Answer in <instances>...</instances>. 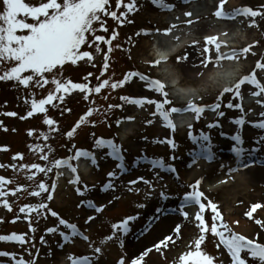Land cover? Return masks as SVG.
Returning <instances> with one entry per match:
<instances>
[{
	"label": "rangeland",
	"instance_id": "374dc122",
	"mask_svg": "<svg viewBox=\"0 0 264 264\" xmlns=\"http://www.w3.org/2000/svg\"><path fill=\"white\" fill-rule=\"evenodd\" d=\"M25 2L39 5L48 0ZM132 3L135 7L128 11L127 5ZM165 4H175V0L157 3L153 0H124V7L120 6L119 0H110L106 6L109 15L101 14V20L93 24V30L87 34L86 43L79 50L80 54L91 53L92 59L85 57L75 63L69 60L62 67L57 66L43 77L33 79L28 86L15 79L0 80V177L4 178L0 191V236L23 234L27 240L24 244L0 241V253L10 254L0 255L1 261L11 264H20L22 260L28 264H73L72 257L87 256L92 258V264H121V261L124 264L133 263L141 259L145 252L135 250L137 247L128 250L124 248V244L132 238L131 235H135L136 243L142 234L149 237V233L146 234L150 230L146 229L147 225L149 222L151 225L156 222L155 216L162 209L166 214L177 215L179 219H185L182 213L187 212L189 221L185 226H180L179 233L175 231L177 225H173L171 230L176 238L167 242V247L162 245L159 251L152 248L150 253L143 256L142 264H182L181 257L195 251V242L202 236L204 240L200 250L213 257L214 264H232L233 260L226 246L222 249L216 242L215 234L211 232L213 225H219L217 212L223 216V222L231 228L232 234H237V231L230 223L229 216L252 222L256 227L250 234V239L264 245V227L256 223L260 220L259 214L256 211L251 218L247 215L255 199H264V181L254 180L246 173L248 166H264V128L257 127L264 123V107L256 106L248 110L243 100L231 94L221 104L220 116L219 112H210L194 128L181 131L176 129L172 136L171 128L166 126L162 116L157 113L156 103L141 107L121 99L125 96L157 99L165 104L164 111H167L169 105L163 100L161 92L143 85L137 77L130 78L122 87H111V84L124 81L132 70H141L150 75L160 72L157 66L149 64L152 59L149 60L148 57L152 55L142 49L135 36L141 32L145 18L153 13L152 6L158 7L156 15L162 17ZM239 4L241 7L238 19L244 22V27L236 25L233 31L241 38L238 44L254 45L249 46L247 54L243 53V62L232 65L231 70L221 77L222 80H227L238 70L245 69L248 75L255 72L257 80L264 83V69L258 67L264 61V15L251 17L242 14L244 9L249 8L264 13V0H240ZM5 7L3 0H0V13ZM113 11L118 18L108 17H111L110 13ZM27 22L35 21L28 19ZM110 31L112 35H109ZM18 34L28 32L21 30ZM113 35H116L115 40L112 39ZM98 36L104 37V41L97 40ZM108 41H111V45ZM210 48L215 55V47ZM205 49L207 48L199 47L198 51L208 54ZM181 58H185L184 52L168 64L172 69L166 64L161 73L172 79L174 75V80L179 77L184 80L180 88L186 93L181 92L180 88L175 89L180 97H176L174 101L168 94L167 99L172 103L188 101L193 98V92L201 90L207 103L218 102L217 96L220 93L217 94L216 87H209L210 84L206 85L201 79L213 65L201 72L203 75H189L183 66L184 59ZM17 63L4 61L0 64V75L9 72ZM32 74L29 70L21 76L26 78ZM98 78L101 80L100 84L97 82ZM53 79H59L68 91H58ZM68 81L85 85L86 90L82 92L73 89ZM104 81H108L109 86L96 93L95 88ZM253 90L259 89L256 84L250 83L242 86L240 92L246 94ZM50 94L54 99L44 105L46 111L40 112L33 107V101L39 103ZM241 103L242 109L228 107L229 104ZM261 103L264 106V102ZM256 108L259 110L253 111V118L249 113ZM90 111L93 114L87 116ZM9 113L15 115H8ZM216 117H219L216 119L218 124L214 123ZM241 119L245 121L243 125L237 123ZM47 120L55 121V124L49 125ZM123 123L126 124L125 132H132V135H125ZM237 136L241 137L242 143L236 139ZM205 137L209 139L206 140ZM109 138L114 139L115 144L123 151L135 153L137 161L130 169L129 176L122 174L123 178L118 177L122 171L111 155L112 149L99 145L101 140ZM158 141H175L176 147L173 148L171 143ZM236 147L244 149L241 155L234 151ZM206 149L215 151L213 163L197 161L202 155L195 152ZM77 150L91 153L95 161L85 156L89 159L88 166L83 165L81 168L88 169L87 175L82 174L79 183H71L59 175L60 168L54 165L65 157H75ZM21 155L23 159L19 158ZM45 156L48 158L45 159ZM144 157L163 160L165 167L174 165L179 173L169 175L164 172L162 177L145 173L134 177L138 168L149 166ZM186 161L189 164L180 170L181 164ZM25 165H39L45 171L40 172L37 168ZM157 170L161 172L162 168ZM113 172L116 173L114 178L110 176ZM184 174H191L193 179L190 185H186ZM139 177H144L151 183H130ZM219 178L231 180V183L212 188L211 183ZM8 180L12 183H7ZM109 181L113 187L105 193L103 188ZM198 182L199 189L204 193L202 203L205 204V209L201 210L199 205L192 208L194 203L188 204L193 210L180 208V201L191 195L193 185ZM39 184H46L49 191H41ZM54 185L57 186L55 191L52 190ZM13 192L16 194L13 195ZM34 192L41 194L33 195ZM109 192L114 193V196L110 201L103 200V213L98 214L89 207V202L102 204L96 200L97 194L106 195ZM7 204L11 205V210ZM41 204H46L47 208H40ZM212 205L216 206V212ZM52 212L57 215L53 216ZM198 214L204 217L209 232L202 231L201 221L196 219ZM131 217L138 219L129 221L131 229L127 233L122 228L117 230L114 227ZM61 220L81 225L89 236V241L74 238L71 243L64 240V235L70 233L71 229L61 223ZM53 228L57 229L55 233L49 231ZM222 231L229 234L223 228ZM58 243L63 244L55 255ZM97 248L101 249L100 253L95 251ZM114 249L120 251V258L109 257V254L115 255ZM241 256L246 264H261L247 250Z\"/></svg>",
	"mask_w": 264,
	"mask_h": 264
},
{
	"label": "snow or ice",
	"instance_id": "6c2138e0",
	"mask_svg": "<svg viewBox=\"0 0 264 264\" xmlns=\"http://www.w3.org/2000/svg\"><path fill=\"white\" fill-rule=\"evenodd\" d=\"M120 6L124 7V0H119ZM154 3L162 2V0H153ZM5 10L0 13V64L4 61H15L18 62L16 67L10 69L9 72L0 75V80L6 79H15L23 83L25 86H28L33 79H38L39 77H43L45 73L52 72L53 69L57 68V66L62 67L67 61L71 60L75 63L78 59H84L85 57L92 59L91 53L84 52L80 54L79 50L83 44L86 43L87 34L93 30V24L95 22H99L101 20V14L109 15L106 11V6L110 3V0H63L61 3L60 0H48V2H41L39 5H30L25 2V0H3ZM226 0H221L219 10L216 12L218 17H228L229 14L223 11L224 4ZM134 3L127 5L128 11H132L134 9ZM172 7V6H167ZM243 15L256 17L262 16L264 13H260L254 11L252 9H244ZM110 15L113 18H118L116 12H111ZM126 15V14H125ZM191 15V14H189ZM23 17V18H21ZM28 19H32L35 22L29 23ZM21 30H27L28 34H18ZM106 30V28H105ZM99 41H104V37L98 36L96 37ZM113 40L116 39V35H113ZM218 38L210 37L208 38V44H215V51L219 55L213 59L212 50L205 49L208 53V56L203 62V67L207 68L209 64L213 66H219L221 62L225 59H237L238 53L235 51L231 54L221 53V44L217 42ZM108 44L111 45V41H108ZM250 51L249 48L243 50L245 54ZM186 59L185 58H181ZM162 62L157 60L155 62L156 66H159ZM259 68L264 69V61H262L259 65ZM31 70L32 75H28L26 78L22 77L21 74ZM107 70V68L105 69ZM203 75V73H201ZM132 77H139L141 80L146 81L152 90L159 91L165 97V102L168 105L172 104L171 100H168V92L165 90L166 85L162 83L160 80H152L148 77L143 76L140 73H129L128 77L119 83L111 84L112 88L122 87L124 84L129 82V79ZM57 85V90L63 89L64 91H68L66 85L62 84L59 79H53L52 81ZM246 83L256 84L259 89L258 92H255L254 95L260 96L264 93V83H260L257 80L256 73L253 72L250 76L244 77L240 80L239 83L235 85V88H226L225 92H232L235 96L240 97L242 101V95L240 89ZM68 84L71 85L73 89H79L80 91H85L86 86L82 84H72L71 81H68ZM109 82L104 81L101 85L95 88L96 93H100L103 87H108ZM90 91V90H89ZM54 96L50 94L47 99L40 101L37 103L33 101V107L40 112L46 111L44 105L49 104L53 101ZM121 99L125 100L128 103L144 106L146 103H156L157 104V113L160 114L163 119L166 121V126L171 128L173 131L176 130V124L172 120V114L174 113H182L184 111H191L198 114L199 118H203L204 114L208 111H217L221 105L217 104L212 108H206L197 106L196 104H191L187 107V109H181L172 107L170 112L164 111L165 104L159 103L156 101L148 100L147 98H134V97H121ZM221 99L223 97L221 96ZM240 107L243 108L242 103L239 105L229 104L228 107ZM93 113L90 111L87 113V116H91ZM8 115H15V113H9ZM32 115V113H29ZM49 125L55 124V121L47 120ZM83 122V121H82ZM237 123L243 125L245 121L241 119ZM79 126V125H78ZM217 125H212V127H216ZM257 127L264 128V123H260ZM72 135L71 133L69 134ZM205 139H209L205 137ZM236 139L242 143L241 137L237 136ZM163 143H171L172 147L175 148V141H158ZM100 146H107L112 149L111 155L117 160H123L122 149L120 146L116 145L113 141L101 140L99 142ZM234 151L237 155H241L244 151L241 147H236ZM80 156H88L93 161H95V157L92 156L91 153L81 152ZM23 159L21 155L19 157ZM45 159L48 157L45 156ZM152 164L154 167L164 168L165 163L163 160H153ZM61 166H71L68 161H57L54 167ZM25 167H32L39 169L40 172H44L45 169L40 167L39 165H25ZM120 167L123 169L124 165L121 164ZM76 171L75 168L72 169ZM169 171L174 172V168H169ZM111 177H116V173H110ZM140 181H144V183L150 184V181L145 180L144 177H139L137 180L131 181L130 183L136 184ZM75 183H79V178L74 181ZM4 183V178L0 177V191H2V184ZM7 183L11 184L12 181L8 180ZM198 182L196 185H193V193L189 196H186L185 202L198 204L201 210L205 209V204L202 203V198L204 197V193L202 191H196L195 189L199 188ZM38 187L43 192H48L49 187L46 184H39ZM113 187L111 183L108 184V188ZM13 195L16 193L13 192ZM33 195H40V192H34ZM167 199V197H164ZM9 210H11V205H6ZM90 207H96V205L92 202H89ZM40 208H47L46 204H41ZM143 207V205H142ZM264 208V205L255 204L252 206L250 212L247 215L251 218L253 213L257 210ZM212 209L216 212V206L212 205ZM97 211H103V208H97ZM53 216H56V212L51 213ZM183 215L187 218V212H184ZM216 218L219 221V225H213L211 228V232L220 238V241L226 246L227 250L231 254V258L234 261V264H246V260L242 258L241 254L247 250L253 258H258L261 264H264V245L259 243H254L252 240L247 239L246 237L239 234H232L231 228L223 222V216L218 212L216 213ZM138 217H131L129 220H135ZM198 221H201L202 231L204 233L209 232V227L207 223L204 221V217L200 214L196 216ZM129 220H125L122 224L114 225L117 230L121 228L125 233H127L129 229ZM61 223L65 224L66 227L72 229L73 233H77V226L73 224H68L66 221L61 220ZM257 224H260L264 227V220H257ZM223 228L229 233L226 235L225 231H221ZM50 232L55 233L57 229L53 228L49 230ZM175 231L179 233L180 226L177 225ZM86 240L87 237H84ZM111 239V238H110ZM204 237L202 236L200 240L195 242V251L185 253L181 257L182 264H214V258L210 255H207L203 251H201V244L203 243ZM0 241H16L21 244L27 243L25 239V235L23 234H12L11 236H0ZM172 241V237H165V240L161 241L160 244L156 245V250L159 251L161 246L167 247V242ZM97 253L101 252V249H95ZM152 249H148L143 256H146ZM0 255H10L9 253H0ZM143 256L141 259L136 260L133 264H142ZM73 264H92L91 257H81L71 258ZM20 264H28L26 261H21ZM121 264H124L121 261Z\"/></svg>",
	"mask_w": 264,
	"mask_h": 264
},
{
	"label": "bare ground",
	"instance_id": "6f19581e",
	"mask_svg": "<svg viewBox=\"0 0 264 264\" xmlns=\"http://www.w3.org/2000/svg\"><path fill=\"white\" fill-rule=\"evenodd\" d=\"M195 1H197L199 5H203V2H202L203 0H195ZM239 1L240 0H226L223 11L229 14L228 17H218L216 15V12L219 10V6L221 2V1H216L215 6L209 9L210 12L208 13V15H200L198 19L205 20L206 18H213V19L216 18L217 20L222 22L221 28L223 30H226L225 34L228 36L235 29L236 25L244 27V22L238 19V12L240 11ZM191 2L192 0H182V2H180L178 7L188 8L189 6H184L182 4L183 3L191 4ZM157 11L158 9L152 6L153 13L145 18L143 27L141 28V32L135 36L137 41L141 43L142 49L150 53V55H152L148 57L149 60L152 59V61L155 60V54L153 53V50H152L153 48H151L153 39H157L156 42L161 46H169L170 44H174L175 42L179 41V40H176V38L163 37L159 35L158 33L159 30L165 29L168 26L163 23L162 17H159V16L157 17L156 15ZM161 15L165 16L166 13H163ZM218 25L219 24L216 21L209 22V23L203 22L200 25H198L196 29L193 31L195 39L191 41V43H189V45L186 46L184 50L180 53V54H182L183 52L185 53L186 59H184L183 61V66H184L185 71H187L189 75H193L194 73H201L203 71H206L210 67L211 64H209L207 68L202 66L208 54L203 53L201 50L198 51V49L199 47L207 48V49H209L210 47H215V44H211V45L208 44L207 42L208 39H205L202 36V34L208 33L210 30H212L210 31L212 32L210 34L214 36L215 33L213 32L219 31ZM185 32H188L187 29L185 30ZM240 40L241 38L239 35H235L231 39V41L232 42L235 41L237 45H239L238 43ZM217 42L221 44V47L223 46V44L220 41H217ZM210 49L213 50L212 48ZM212 56L214 58L213 52H212ZM167 67L172 69L168 65ZM172 77H174L175 79L174 75H172ZM212 77L218 80V83L216 82L215 84L216 86H222V84H224L223 83L224 80H222V77L220 76V74H214V73L209 74L208 73L205 77L202 76L201 79L205 82L210 83L209 79H211ZM193 98L196 99V97H193ZM200 153L201 151L197 152L198 155H200ZM201 154L203 155V153ZM134 162H135V153H129V155H125L124 167L126 169L127 168L130 169V167L133 165ZM187 164H189V162L187 161L186 163H182L179 169L181 170V168L183 169L184 167H187ZM246 170H247L246 173L251 175V178H253L254 180L264 181V166L263 167L248 166ZM87 171L88 169H86V173ZM145 173L153 174L155 176L157 175H160L161 177L163 176L161 172L153 170L150 166H144L142 168H138L134 177L140 174H145ZM120 178H123L122 174H120ZM190 180H191L190 176L188 174H184V181L189 182ZM230 183H231V180H227L225 178H219V179H216L211 184L213 186L212 188L215 189V188L223 187ZM113 196H114V193H108L106 195L100 193V194H97L96 200L101 201L102 203L101 206H103V202L105 201V199L107 201L111 199ZM253 204L254 205L255 204L264 205V199L257 198L254 200ZM257 213L259 214L260 220H264V208L257 210ZM155 217L157 221L153 223L152 228H151L152 230L149 233V237L143 236L136 243V240H134L136 239L135 235H131L132 238L126 241L127 243L124 244V248H127L129 250V249H134L135 247H137L135 248V250L138 249V251L140 250V252H146L148 249H152V248L156 249V245L160 244L161 241L165 240V237L171 236L172 239L176 238V235L172 233V230H171L173 225H179L183 227L189 221L188 217L185 219H179L177 215L166 214L163 209L160 210L158 214H156ZM229 219H230V223L232 224V226L236 229L237 234L242 235L246 237L247 239H250V234L253 233L256 227L254 224H252V222H249L248 220H241L240 218L233 217V216H229ZM147 227H149V225ZM61 246H62V243L57 244L56 249H55V255H57V251L61 248ZM132 252H134V250ZM123 253L125 252L123 251ZM114 254H115L114 256L113 255L111 256L109 254V257L113 259L120 258L119 255L121 253L119 250L114 249ZM0 264H7V263H5L4 261H0Z\"/></svg>",
	"mask_w": 264,
	"mask_h": 264
}]
</instances>
